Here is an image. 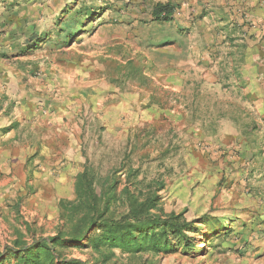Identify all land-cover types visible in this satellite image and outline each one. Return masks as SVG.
I'll list each match as a JSON object with an SVG mask.
<instances>
[{
	"label": "rangeland",
	"instance_id": "obj_1",
	"mask_svg": "<svg viewBox=\"0 0 264 264\" xmlns=\"http://www.w3.org/2000/svg\"><path fill=\"white\" fill-rule=\"evenodd\" d=\"M160 1L182 5L0 0V251L21 235H54L58 200L75 197L76 176L87 167L97 189L116 182L115 215L126 211L124 188L154 192L161 197L154 211L186 209L190 219L208 213L229 233L198 224L203 236L188 252L116 250L102 263L92 250L74 248L68 257L85 264H264V136L194 129L191 116L208 114L181 106L179 97L191 90L178 87L176 67L178 38L192 26L181 29L176 14L154 21Z\"/></svg>",
	"mask_w": 264,
	"mask_h": 264
},
{
	"label": "crops",
	"instance_id": "obj_2",
	"mask_svg": "<svg viewBox=\"0 0 264 264\" xmlns=\"http://www.w3.org/2000/svg\"><path fill=\"white\" fill-rule=\"evenodd\" d=\"M180 3L176 19L181 29L191 25L192 31L178 38V87L191 90L179 102L208 114L200 119L191 116L197 121L194 129L205 130L208 136L225 130L263 137L264 0ZM200 72L207 74L197 78ZM204 88L206 93L199 92Z\"/></svg>",
	"mask_w": 264,
	"mask_h": 264
},
{
	"label": "trees",
	"instance_id": "obj_3",
	"mask_svg": "<svg viewBox=\"0 0 264 264\" xmlns=\"http://www.w3.org/2000/svg\"><path fill=\"white\" fill-rule=\"evenodd\" d=\"M178 8L169 1L157 2L152 8L153 20L171 22ZM115 183L105 190L97 189L94 173L85 167L76 176L75 197L58 200L57 232L31 240L21 235L0 251V264H85L67 256L74 248L90 249L102 263H107L116 250L129 255H160L180 247L187 252L196 249L197 239L203 236L198 224H203L208 233L220 230L217 236L229 233L219 217L208 213L190 219L186 209L168 214L154 211L161 198L154 192L135 195L124 188L126 211L115 215Z\"/></svg>",
	"mask_w": 264,
	"mask_h": 264
}]
</instances>
